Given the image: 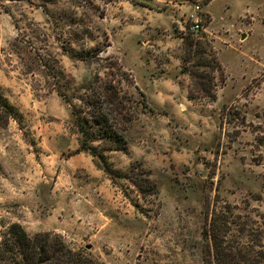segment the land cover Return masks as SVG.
Segmentation results:
<instances>
[{
  "label": "rangeland",
  "instance_id": "1",
  "mask_svg": "<svg viewBox=\"0 0 264 264\" xmlns=\"http://www.w3.org/2000/svg\"><path fill=\"white\" fill-rule=\"evenodd\" d=\"M98 76L125 106L114 178L72 115ZM0 90L20 112L0 109V241L19 223L99 264H205L217 214L229 237L264 214V0H0Z\"/></svg>",
  "mask_w": 264,
  "mask_h": 264
},
{
  "label": "trees",
  "instance_id": "2",
  "mask_svg": "<svg viewBox=\"0 0 264 264\" xmlns=\"http://www.w3.org/2000/svg\"><path fill=\"white\" fill-rule=\"evenodd\" d=\"M189 46L186 62L193 60L196 56L197 48H194L193 43ZM72 53L82 60L88 59L91 55L75 51ZM199 67L200 63L194 67L185 64L183 71L190 73L196 90L205 89L210 92L213 86L212 79L208 80V74L198 72ZM209 95L211 100L216 97L213 92ZM124 107V100L119 89L112 81H105L99 76L96 80H92L86 88L85 94L81 97V105L79 107L72 105L74 126L79 134L80 150L98 157L103 169L112 176L115 173L119 175L120 172L112 168L105 152L101 151V145H118V147L121 145L122 138L119 133H123L124 130L122 128L125 122L122 118ZM0 109L6 113V121L20 116L18 108L1 90ZM112 115L116 118L115 123H111L109 118ZM229 230L228 222L220 219V215L217 214L214 221L213 241L208 244L205 264H264V214L259 220L238 222L236 234L230 237L228 236ZM246 236L249 237L245 240ZM0 264L99 263L84 251L69 248L60 235L45 232L32 236L21 224L13 223L0 241Z\"/></svg>",
  "mask_w": 264,
  "mask_h": 264
},
{
  "label": "built area",
  "instance_id": "3",
  "mask_svg": "<svg viewBox=\"0 0 264 264\" xmlns=\"http://www.w3.org/2000/svg\"><path fill=\"white\" fill-rule=\"evenodd\" d=\"M199 8V6H197ZM203 28L202 24L200 23L199 20H195L190 26L189 30L193 32L200 31Z\"/></svg>",
  "mask_w": 264,
  "mask_h": 264
}]
</instances>
